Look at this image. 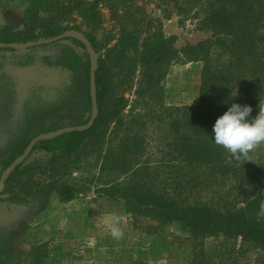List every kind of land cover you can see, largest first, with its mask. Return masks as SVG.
Segmentation results:
<instances>
[{"label":"trees","instance_id":"trees-1","mask_svg":"<svg viewBox=\"0 0 264 264\" xmlns=\"http://www.w3.org/2000/svg\"><path fill=\"white\" fill-rule=\"evenodd\" d=\"M0 1L18 3L25 8L22 27L0 28V44L24 45L53 39L70 30L80 31L75 15L94 13L83 0H72V4L62 0ZM134 1L115 0V5ZM135 8L143 11L137 5ZM177 9L182 22L194 13L193 18L199 20L198 29L212 34L196 46L187 47L182 54L190 62L203 64L197 104L185 107L155 104L147 115L133 114L126 111L128 100L121 95L111 109L105 110L112 71L106 62L99 61L96 72L99 115L92 128L38 143L29 158L12 172L2 194L9 197L0 198V204L27 205L28 198L41 195L43 188L48 189L47 197L57 194L62 202L94 189L100 196L122 202L134 219L156 222L146 232L139 226L144 234L162 233L180 222L190 230V239L195 244L220 236L240 240L242 246L222 253L218 264H238V258L246 257L251 250L264 252V163L252 162L247 153L237 158L217 145L212 137L215 120L231 103L250 105L249 119L264 107V35L261 34L264 0H182L177 3ZM136 25L132 32H123L112 51H116L114 58L120 65L128 51L138 48L143 36L144 26ZM86 36L97 50L95 38ZM71 41L83 47L78 41ZM142 49L137 53L141 74L152 82L154 75H160L166 66L170 50L166 43L152 41L150 36L143 41ZM58 65L74 75L82 73L87 110L91 113L89 57L69 49ZM114 124L107 133L106 129ZM61 129H41L34 134L29 131L12 142L0 157V178L34 138ZM156 132L161 142L160 160L148 155L152 134ZM95 138L97 142L88 150L87 144ZM37 153L46 155L48 160L39 165L30 163ZM38 173L48 180L46 186L32 183ZM23 178H29L30 184L19 189L23 197L10 195L11 187H16L13 185ZM195 250L191 264H206L202 252H198V247ZM44 259L41 246H37L27 262L44 264Z\"/></svg>","mask_w":264,"mask_h":264},{"label":"rangeland","instance_id":"rangeland-1","mask_svg":"<svg viewBox=\"0 0 264 264\" xmlns=\"http://www.w3.org/2000/svg\"><path fill=\"white\" fill-rule=\"evenodd\" d=\"M83 1L94 13L93 16L88 12L75 15L76 24L81 25L79 32L95 38L98 67L99 61L106 62L112 71L105 110L111 109L121 95L128 100L126 111L133 114L147 115L155 104L168 107L197 104L203 64L190 62L182 54L187 47L196 46L212 34L198 29L199 20L193 18L194 13L185 22L181 21L177 3L182 0H135L117 5L115 0ZM62 2L72 4L73 1ZM135 5L143 11H137ZM24 10L18 3L0 1V28L22 27ZM136 23L144 26L143 36L138 48L128 51L120 65L114 58L116 51H112L123 32L137 29ZM261 34L264 35V30ZM149 36L152 41L166 43L170 50L166 66L160 75H154L152 82L142 77L137 60V53L143 51V41ZM69 49L79 56H88L84 47L74 45L70 39L24 51L0 50V157L12 142L29 131L34 134L52 127L84 126L91 117L82 73L74 75L58 65ZM113 127L115 124L106 129L107 133ZM96 142V138L91 140L88 150ZM150 143L148 155L160 160L161 142L157 132L152 134ZM247 157L256 164L264 163V142L251 148ZM47 160L46 155L37 153L29 162L39 165ZM47 181L39 173L32 179V183L45 186ZM25 184L30 185L29 178L13 185L16 187H11L10 195L23 197L19 189L26 188ZM93 190L62 202L57 194L47 197L48 189L43 188L41 195L28 198L27 205L0 204V264H29L27 259L37 246H41L45 255L44 264H133L135 261L191 264L196 247L204 255L206 264H218L222 253L242 246L240 240L222 236L195 244L190 239V230L180 222L168 226L165 232L144 234L156 222L134 219L122 202L100 196ZM139 226H143V233ZM238 264H264V252L251 250L246 257L238 258Z\"/></svg>","mask_w":264,"mask_h":264},{"label":"clouds","instance_id":"clouds-1","mask_svg":"<svg viewBox=\"0 0 264 264\" xmlns=\"http://www.w3.org/2000/svg\"><path fill=\"white\" fill-rule=\"evenodd\" d=\"M251 113L250 105L231 103L227 111L215 120L212 128L214 142L237 158L264 142V107L249 119Z\"/></svg>","mask_w":264,"mask_h":264},{"label":"water","instance_id":"water-1","mask_svg":"<svg viewBox=\"0 0 264 264\" xmlns=\"http://www.w3.org/2000/svg\"><path fill=\"white\" fill-rule=\"evenodd\" d=\"M76 40L79 43L82 44V46L86 49L89 60L91 63V72H90V97H91V103H92V113L89 122L84 126H77L72 128H65L61 129L59 131L55 132H49L47 134H42L34 138L30 144L28 145L26 151L21 155L19 158H17L13 164L2 174L0 178V198L2 197L3 191L5 189L6 182L10 178L12 172L20 165H22L32 154L35 146L44 141L48 138H56L61 136L65 133L75 132V131H87L92 128L95 121L98 118L99 110H98V99H97V85H96V72L98 70V56L97 53L85 34L79 31L70 30L62 35H59L57 37H54L53 39L49 40H39L37 42L27 43V44H0V49L4 50H16V51H24L29 50L35 47L44 46L48 44H52L54 42L60 41V40Z\"/></svg>","mask_w":264,"mask_h":264}]
</instances>
